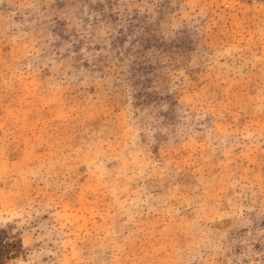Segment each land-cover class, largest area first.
I'll use <instances>...</instances> for the list:
<instances>
[{
	"label": "rangeland",
	"instance_id": "1",
	"mask_svg": "<svg viewBox=\"0 0 264 264\" xmlns=\"http://www.w3.org/2000/svg\"><path fill=\"white\" fill-rule=\"evenodd\" d=\"M0 264H264V4L0 0Z\"/></svg>",
	"mask_w": 264,
	"mask_h": 264
},
{
	"label": "built area",
	"instance_id": "2",
	"mask_svg": "<svg viewBox=\"0 0 264 264\" xmlns=\"http://www.w3.org/2000/svg\"><path fill=\"white\" fill-rule=\"evenodd\" d=\"M248 2H253V3H259V4H264V0H246Z\"/></svg>",
	"mask_w": 264,
	"mask_h": 264
}]
</instances>
